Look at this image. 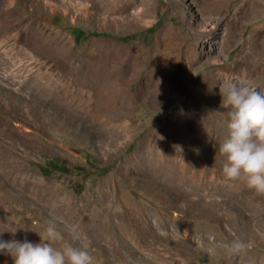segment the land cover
<instances>
[{"label": "rangeland", "instance_id": "obj_1", "mask_svg": "<svg viewBox=\"0 0 264 264\" xmlns=\"http://www.w3.org/2000/svg\"><path fill=\"white\" fill-rule=\"evenodd\" d=\"M123 2L0 0V229L19 227L0 238L37 242L52 226L58 247L86 234L94 264H264V194L156 163L178 134L175 150L223 158L219 88L264 91V0ZM209 70L217 92L203 86ZM189 121L209 124V139H191ZM236 237L246 249L230 255Z\"/></svg>", "mask_w": 264, "mask_h": 264}, {"label": "clouds", "instance_id": "obj_2", "mask_svg": "<svg viewBox=\"0 0 264 264\" xmlns=\"http://www.w3.org/2000/svg\"><path fill=\"white\" fill-rule=\"evenodd\" d=\"M215 85V84H213ZM212 91V85L209 87ZM220 104L227 108V133L216 151L223 157L222 174L230 181L242 179L246 186L264 194V91L233 80L219 88ZM180 149V148H179ZM19 227L0 229L15 234ZM72 231V240L56 246L61 234L47 227L39 241L0 238V254L11 258L12 264H94L86 234ZM230 255L241 254L245 242L236 237L223 245Z\"/></svg>", "mask_w": 264, "mask_h": 264}, {"label": "bare ground", "instance_id": "obj_3", "mask_svg": "<svg viewBox=\"0 0 264 264\" xmlns=\"http://www.w3.org/2000/svg\"><path fill=\"white\" fill-rule=\"evenodd\" d=\"M141 2H142V0H125V2H123V7L124 8L136 7ZM263 49H264V46H263ZM254 69H255V73H256L255 74V78H258L263 73V70L260 71L259 69L255 68V67H254ZM162 80L164 81L163 86H165L164 89L166 91H168V92L170 91V93L174 92V93H176L178 95H181V94H179L180 90L178 89V86H177L176 82H174L169 77L167 78L165 76L162 77ZM215 81H216L215 73L212 72V70L207 71L205 79H204V84H203V86H204V88H205V90L207 92H209V93H212L213 91L217 92V90L215 88V85H213V84H215ZM114 82H116V80H114ZM114 82H112L113 85H115ZM155 83L154 82L145 83V84L141 85V87L138 86L137 87V91H148V92L150 91L151 92L153 88L155 89V87H157V83L156 84ZM211 85H212V91H209V87ZM105 88H106L105 84H101L100 85V90L101 89L105 90ZM118 88H120V87H118ZM114 90L115 91H113V92L116 94V90H118V89H114ZM103 93H107V91L103 92ZM115 96H116V99H115L116 104H118V102L122 103V104L127 102L126 101L127 99L124 96H122L121 100H119L118 94H116ZM211 131H212L211 130V126L209 124H207V123L189 121L187 123V125H186V133L191 139H198V140L202 139L204 141L208 140L209 137H210ZM181 142H182V140H181V136L179 134L177 135V137H173V136L170 137L169 136L167 138V142H166V145L164 147V151H162L159 154L157 153L158 157H159V158H157V162H156L158 168L164 169V168L167 167L169 169V168H174L175 167L178 170L177 172H178L179 176H183L184 172L187 171L186 170L187 168H190V169L192 168L193 170H192L191 173H193L194 177H197V175H195L196 174L195 170H197L199 178L200 177H202L201 179L205 178V181L207 182L208 186L209 187H214L213 186L214 185V180H212L213 179L212 177L208 178L207 177V173L210 172V171H213L216 174V172L219 171L221 173H219L217 175H221L222 176L223 174H222L221 168H222L223 158L219 159L214 154H210V152H209L208 154L203 156L201 161L198 162V160L200 159L199 156H197L196 158L191 157L187 152H184L183 149L180 146H179L180 149L177 148L175 150V146L177 144H180ZM151 150H152V148L149 149V152ZM170 154H172V156H169ZM154 155H152V156H154ZM180 159H181V161H180V163H178V161ZM186 161L187 162L190 161L191 163L188 164V163H186ZM167 163H169V165ZM198 164H199V167L197 168ZM168 169H166V170L169 173ZM174 174H172V175L174 176ZM215 185L218 186V184H216V183H215ZM225 185H226L225 182L221 181V186H222L223 190H226Z\"/></svg>", "mask_w": 264, "mask_h": 264}, {"label": "trees", "instance_id": "obj_4", "mask_svg": "<svg viewBox=\"0 0 264 264\" xmlns=\"http://www.w3.org/2000/svg\"><path fill=\"white\" fill-rule=\"evenodd\" d=\"M75 31V30H74ZM79 34V30L75 33V35L77 36ZM64 171H66V170H64Z\"/></svg>", "mask_w": 264, "mask_h": 264}]
</instances>
